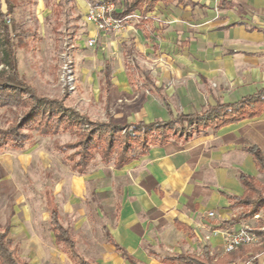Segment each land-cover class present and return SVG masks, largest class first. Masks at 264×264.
Wrapping results in <instances>:
<instances>
[{"label":"rangeland","instance_id":"1","mask_svg":"<svg viewBox=\"0 0 264 264\" xmlns=\"http://www.w3.org/2000/svg\"><path fill=\"white\" fill-rule=\"evenodd\" d=\"M7 2L12 11L4 20L9 18L15 34L12 42L21 77L38 93L63 98L91 118L106 120L109 114L117 120H152L166 113L165 102L174 114L197 110L206 107L211 96L221 97L231 88V82L203 78L195 66L199 62L195 52L181 43L183 35L165 38L167 19H156L161 31L150 32L158 42L152 44L139 31L138 13L117 28L103 30L88 17L85 0H0L2 12H7ZM147 26L153 28L151 23ZM161 38L166 45H159ZM106 65L111 78L108 96ZM13 117L11 109L0 108V128ZM194 128L195 123H184L174 130L191 133ZM72 140L67 132L51 136L32 132L22 149L0 150V223L9 226V237L29 264H72L50 230L51 205L76 237L79 251L109 264L111 251L102 227L116 217L115 196L123 179L98 156L83 173L71 170L56 145ZM103 190L109 191L108 197L98 195Z\"/></svg>","mask_w":264,"mask_h":264},{"label":"crops","instance_id":"2","mask_svg":"<svg viewBox=\"0 0 264 264\" xmlns=\"http://www.w3.org/2000/svg\"><path fill=\"white\" fill-rule=\"evenodd\" d=\"M147 16L149 21L138 19L143 38L158 43L150 36L152 30L155 34L161 31L156 19L169 20L165 38L169 35L171 40H177L183 35L181 43L195 52L199 59L195 66L201 68L203 78L232 83L221 97L211 96L206 107L181 113L233 102L264 88V0H186L167 5L157 2ZM149 23L153 28H145ZM159 43L163 46L167 42L161 38ZM166 113L159 117H166ZM245 145H256L264 154V114L230 122L216 130L208 127L192 134L186 142L171 138L163 145L151 146L146 154L124 167L113 168L123 183L115 196L116 217L102 227L103 233L106 229L142 264H170L162 258L179 253L201 255L204 247L218 264H248L250 256L257 264H264V239L257 233L264 227V207L253 216L220 226L245 209L233 205L231 198L244 193L240 173L264 184V172L243 150ZM209 212L213 215L209 216ZM241 227L250 228L259 239L244 245L249 251L227 257L224 232ZM106 243L111 251L109 264H130L111 243Z\"/></svg>","mask_w":264,"mask_h":264},{"label":"trees","instance_id":"3","mask_svg":"<svg viewBox=\"0 0 264 264\" xmlns=\"http://www.w3.org/2000/svg\"><path fill=\"white\" fill-rule=\"evenodd\" d=\"M8 1V0H7ZM105 0H86L89 6L94 7ZM115 7L111 14L121 21L138 13L140 21H149L147 14L153 11L157 2L167 5L171 2H184L186 0H109ZM12 11V5L7 2V12L0 9V108L11 109L14 117L9 125L0 128V150H20L31 139L32 132L40 135L51 136L60 132H67L74 140L63 144H57L56 149L64 153V163L73 171L83 173L91 162L99 157L101 163L112 165L120 169L138 157L146 154L153 145H163L169 139H180L183 142L189 140L194 133L205 131L208 127L212 130L230 122L244 118H252L264 114V88H260L253 94L240 99L217 103L203 110L193 113L174 114L165 102L166 117H155L151 121L117 120L109 116L106 120L91 118L67 105L63 98L48 97L38 93L35 88L26 82L20 75L15 58L12 42V34L9 23L4 17ZM104 93L108 96L111 86L109 66L104 70ZM184 123H195V128L189 132L175 131L176 127H183ZM183 133V134H182ZM243 150L250 153L258 167L264 172V154L256 145H245ZM239 179L245 187L241 196H232L233 205H241L245 209L235 217L220 226L237 222L241 218H248L256 214L264 207V193L262 186L255 178L243 173ZM109 191L99 192L101 198L109 196ZM49 225L53 233L54 241L73 264H99L94 259L87 258L79 251L76 237L68 226L61 221L58 208L55 205L49 207ZM9 226L0 223V264H29L19 254V246L9 237ZM262 235L263 232L258 230ZM106 241L130 264H142L136 258L129 255L126 250L116 243L112 236L104 229ZM264 248V242L261 245ZM260 249V247H259ZM257 250V249H256ZM249 251L238 246L236 249L226 252L227 257H235ZM248 264H257V260L250 256ZM164 263L182 264H218L214 261L209 249L204 247L201 255L179 253L172 257L162 258Z\"/></svg>","mask_w":264,"mask_h":264},{"label":"built area","instance_id":"4","mask_svg":"<svg viewBox=\"0 0 264 264\" xmlns=\"http://www.w3.org/2000/svg\"><path fill=\"white\" fill-rule=\"evenodd\" d=\"M115 9L113 1L105 0L101 4L91 7L88 11V17L97 23V27L103 30H109V28H117L122 22L120 19H116L112 16L111 11ZM9 21V18L7 19ZM94 39H90L89 43L92 44ZM68 64L70 59L68 58ZM72 83L73 79L68 80V83ZM72 88V86H71ZM70 89V87H69ZM209 216L213 215V212L208 213ZM264 230V227H261ZM226 237L224 243V251L229 252L236 249L238 246L248 245L256 242L259 237L248 227H241L237 230H227L224 232Z\"/></svg>","mask_w":264,"mask_h":264}]
</instances>
